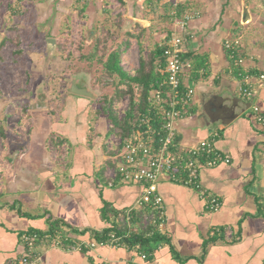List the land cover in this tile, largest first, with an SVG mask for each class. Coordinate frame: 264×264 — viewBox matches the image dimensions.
<instances>
[{"label":"crops","instance_id":"obj_1","mask_svg":"<svg viewBox=\"0 0 264 264\" xmlns=\"http://www.w3.org/2000/svg\"><path fill=\"white\" fill-rule=\"evenodd\" d=\"M51 1L65 5L69 0ZM135 2L129 11L137 10L141 17L131 15L129 21L159 29L154 34L161 37L166 33L159 45L181 32L179 18L192 15L185 29L183 84L195 93L189 113L176 121L177 143L192 147L214 140L229 156V163L201 168L203 187L220 199L221 207L211 211L197 189L163 178L160 231L167 242L147 257L137 248L88 246L95 243V233L119 222L122 212L138 209L144 184L112 177L123 142L105 109L107 101L88 84L90 96L76 94L70 86L61 103L30 118L33 127L25 143L17 140L0 153V264L27 252L25 233H48L52 223L69 237V246L76 240L83 248L39 245L36 264H264V79L259 78L264 75V2ZM159 15L174 18L166 21ZM238 36L245 54L241 67L225 48L227 40ZM246 74L252 75L258 112L250 108L229 120L219 101L247 102L242 95ZM84 77L75 79L87 83Z\"/></svg>","mask_w":264,"mask_h":264},{"label":"rangeland","instance_id":"obj_2","mask_svg":"<svg viewBox=\"0 0 264 264\" xmlns=\"http://www.w3.org/2000/svg\"><path fill=\"white\" fill-rule=\"evenodd\" d=\"M134 1L138 5L140 0H69L65 5L0 0V120L9 133L7 140L0 134V153L19 140L25 143L33 127L30 118L61 103L77 77L85 76L86 84L125 118L130 97L118 91L127 86L106 74L103 61L119 51L120 65L132 74L140 67L141 55L149 57L167 35L154 34L159 29L144 28L138 21L133 26L131 15L141 17L139 11H129ZM135 35H142L143 47ZM48 38L55 42L49 44ZM91 55L97 56L91 59Z\"/></svg>","mask_w":264,"mask_h":264},{"label":"built area","instance_id":"obj_3","mask_svg":"<svg viewBox=\"0 0 264 264\" xmlns=\"http://www.w3.org/2000/svg\"><path fill=\"white\" fill-rule=\"evenodd\" d=\"M192 15L186 14L177 21L181 32L171 37L165 44V79L166 92L155 90L149 95V102L158 118L163 120L160 127L153 124L152 115L141 118V130L133 133L123 145L121 159L117 169L112 171V177H120L123 181L142 182L144 191L138 201V209H147L151 216L145 217L143 223L149 222L157 229L165 221V207L159 193V183L163 178L197 189L205 199L207 208L216 211L221 207L220 199L203 187L201 182V168L204 165L216 166L220 163H229L230 158L216 146L214 140L202 141L192 147H183L177 143L176 121L189 113L194 89L183 84L184 62L182 53L186 44L185 29ZM183 32V33H182ZM225 48L234 59L235 65L241 67L245 62L244 44L241 36L234 37L225 42ZM259 78L264 79V75ZM252 75L244 76L248 86L242 88V95L247 101H253ZM254 112L258 108L251 106ZM131 208L127 213V220H131ZM131 227H135L131 224ZM27 252L16 261L8 264H36L38 260L37 247L55 245L72 250H81L83 243L76 240L69 246V237L60 232L38 233L28 232L23 235ZM76 241V242H74ZM74 242V244H73ZM96 245L126 246L125 240L111 233L105 240L95 241ZM127 247V246H126Z\"/></svg>","mask_w":264,"mask_h":264},{"label":"trees","instance_id":"obj_4","mask_svg":"<svg viewBox=\"0 0 264 264\" xmlns=\"http://www.w3.org/2000/svg\"><path fill=\"white\" fill-rule=\"evenodd\" d=\"M181 11H176L177 17H182ZM160 18L163 15H159ZM164 20L173 21L174 17L165 15L162 17ZM181 19V18H179ZM138 39L139 44L143 47L142 35H135ZM6 41V40H5ZM5 41L3 43H5ZM165 46L158 45L150 52L149 57L141 55L140 67L134 73H128L120 65V53L116 51L108 56L106 61H103V65L106 68V74L109 77H118L120 85L127 86L126 89H120L118 95L128 94L130 97V107L125 114V118L121 119L117 113L113 110V106H110L109 117L113 125L118 128L119 136L122 139L124 145L125 142L131 137L133 133L141 130L143 127L140 126L141 118L144 115H152L153 124L155 127H160L163 120L158 118L156 112L149 102V95L153 90H159L163 93L166 92L167 88L164 85L167 73L165 70ZM143 50V49H142ZM184 55V54H183ZM97 55H91L92 57ZM99 57V56H98ZM1 58V55H0ZM183 62L184 57L182 56ZM99 60H103L101 57ZM137 90L140 93V97L137 98ZM108 106V107H109ZM209 113H211L208 110ZM3 121L0 120V134L7 140L9 133L5 130ZM62 148V145H61ZM107 209H105V212ZM128 211L122 212L120 215V221L117 222L112 228L102 232L95 233L94 238L99 242L105 240L111 233H115L117 236L122 237L125 240L126 246L129 248H137L146 257L150 256L161 244L167 242L165 235L151 225L149 222L144 225L143 221L145 217H150L151 213L147 209H134L132 211L131 220H127ZM131 224L136 225L131 227ZM51 233L57 231L58 225L52 223Z\"/></svg>","mask_w":264,"mask_h":264},{"label":"water","instance_id":"obj_5","mask_svg":"<svg viewBox=\"0 0 264 264\" xmlns=\"http://www.w3.org/2000/svg\"><path fill=\"white\" fill-rule=\"evenodd\" d=\"M55 42L54 38H48V43L52 44ZM72 91L79 95H87L90 96L91 93L88 89V87L80 88L78 87L76 81L73 80L72 82ZM253 104V101H243L238 98H230V97H223L219 101V106L223 110V114L229 119L234 120L244 112H246L248 109L251 108Z\"/></svg>","mask_w":264,"mask_h":264},{"label":"flooded vegetation","instance_id":"obj_6","mask_svg":"<svg viewBox=\"0 0 264 264\" xmlns=\"http://www.w3.org/2000/svg\"><path fill=\"white\" fill-rule=\"evenodd\" d=\"M74 81H76L78 87H80V88H85L87 86L86 83H84V82H82L80 80L74 79ZM71 90H72V84H71Z\"/></svg>","mask_w":264,"mask_h":264}]
</instances>
